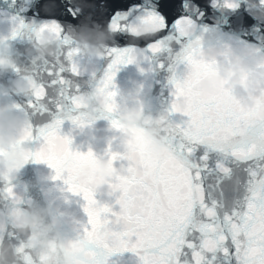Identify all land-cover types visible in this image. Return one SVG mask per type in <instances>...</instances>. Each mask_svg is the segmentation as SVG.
I'll use <instances>...</instances> for the list:
<instances>
[{
  "label": "water",
  "instance_id": "95a60500",
  "mask_svg": "<svg viewBox=\"0 0 264 264\" xmlns=\"http://www.w3.org/2000/svg\"><path fill=\"white\" fill-rule=\"evenodd\" d=\"M33 2L0 0V65H6L0 67V107H9L25 117L22 135L10 145L23 152V161L11 170H0V244H13V264H50L51 257L34 252L30 237L19 232L16 211L33 202H51L53 218L60 221L65 241L59 245L62 264H97L102 250L106 264H142L140 249L132 248L141 239L139 221L153 193L146 167L168 154L173 125L186 119L170 110L172 73L167 64L160 67L163 56L150 55L145 48L129 42L124 47L130 62L119 66L112 83L105 88V71L117 47L114 26L107 20L113 11H121L133 20L135 13L118 8L122 0H95L100 8L96 15L86 12L64 25L45 20L49 16L47 9H33L29 6ZM84 2L71 0L77 12ZM144 2L128 0L129 6ZM109 3L111 6L105 8ZM24 7L27 11H23ZM50 14L60 13L55 10ZM185 27L189 34L201 36L195 21L186 22ZM129 31L146 34L150 30L136 24L130 25ZM44 36L51 38L52 51L40 55ZM86 37L93 39L96 51L89 49ZM202 58L212 67L205 89L222 96L224 33L213 30L203 37ZM17 80L26 81L29 87H16ZM38 92L42 93L39 97ZM108 92L116 95L110 98ZM88 97H100L103 103L91 108L86 103ZM109 103L115 104L114 111H109ZM130 108L136 109L138 119L125 125L121 115ZM113 120L119 127L113 125ZM56 121L60 122L58 135L70 140V150L85 157L91 153V157L87 162L66 157L61 177L53 179L56 169L35 157L45 144L38 138L39 129ZM4 153L0 148V156ZM101 161L106 165L101 167ZM81 167L90 169L87 182L77 178ZM69 174H73L74 183L91 190L94 206L104 210L97 214L94 224L85 211L88 202L81 194L68 190L65 178ZM215 177L210 173L206 180V192L212 200ZM163 194L161 188L160 195ZM122 242L127 244L122 252L108 255ZM52 251H57L55 243ZM61 256L57 264H61Z\"/></svg>",
  "mask_w": 264,
  "mask_h": 264
},
{
  "label": "snow or ice",
  "instance_id": "6c2138e0",
  "mask_svg": "<svg viewBox=\"0 0 264 264\" xmlns=\"http://www.w3.org/2000/svg\"><path fill=\"white\" fill-rule=\"evenodd\" d=\"M29 6L47 9L49 16L45 20L64 25L86 12L96 15L100 11L95 0H85L79 12L71 0H34ZM117 7L134 12L135 19L113 11L107 20L114 26L117 47L105 71V88L112 83L119 66L130 62L124 46L134 42L150 55L165 58L160 67L167 64L172 73L170 110L186 117L172 127L168 154L146 167L153 193L139 221L141 239L132 251L140 249L142 264H264V108L241 110L222 96L210 94L204 82L212 67L202 58L203 37L213 30L235 34L252 45H264V0H145L131 6L128 0H122ZM55 10H59L58 16L50 14ZM189 21L199 26V38L186 29ZM136 24L150 31L130 32V25ZM115 95L108 92L110 98ZM108 108L114 111L115 104L109 103ZM59 123L39 129L38 138L45 144L35 157L56 169L53 179L61 177L66 157L72 156L78 162H87L91 157V153L85 157L70 150V140L58 135ZM112 123L119 127L116 120ZM241 126L246 129L242 135L236 131ZM234 167L247 177L243 202H237L230 213H218L223 204L221 200L213 201L206 192L207 177L215 173L217 187L225 181L220 195L228 198L235 191L226 182ZM65 183L70 192L81 194L88 202L85 211L94 224L97 214L104 210L94 206L91 190L74 183L73 174L65 178ZM126 247L122 242L108 255ZM97 264H106L103 250Z\"/></svg>",
  "mask_w": 264,
  "mask_h": 264
},
{
  "label": "clouds",
  "instance_id": "9594fccd",
  "mask_svg": "<svg viewBox=\"0 0 264 264\" xmlns=\"http://www.w3.org/2000/svg\"><path fill=\"white\" fill-rule=\"evenodd\" d=\"M51 38L44 36L39 45V54L45 55L52 51ZM89 49L96 51L93 39L85 38ZM6 67V65H0ZM15 86L22 89L29 87L24 80L15 81ZM86 103L91 108L102 105L103 101L100 97H88ZM137 112L135 108H130L123 112L121 120L125 125L137 122ZM25 123V117L22 113L15 112L9 107H0V148L5 150L3 156H0V170H11L23 161V152L20 149L13 150L10 145L22 135V128ZM155 132V129H150ZM101 167L106 165V161H101ZM90 169L81 167L78 171V180L87 182ZM54 206L51 202H33L27 207L16 211V221L18 230L25 236L30 237V245L34 252L42 253L51 257L50 264H57V257L61 256L59 245L64 243L62 232L59 230L60 221L53 218ZM2 218V217H0ZM55 243L57 251H52V244ZM14 250L11 242L0 244V264H13ZM62 264V256H61Z\"/></svg>",
  "mask_w": 264,
  "mask_h": 264
}]
</instances>
